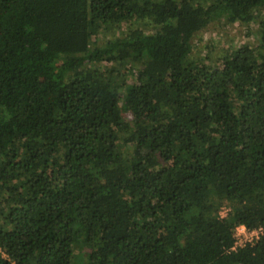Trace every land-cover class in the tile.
Masks as SVG:
<instances>
[{
    "label": "trees",
    "instance_id": "16d2710c",
    "mask_svg": "<svg viewBox=\"0 0 264 264\" xmlns=\"http://www.w3.org/2000/svg\"><path fill=\"white\" fill-rule=\"evenodd\" d=\"M255 12L254 45L189 58ZM238 223H264V0H0V264H264Z\"/></svg>",
    "mask_w": 264,
    "mask_h": 264
},
{
    "label": "rangeland",
    "instance_id": "374dc122",
    "mask_svg": "<svg viewBox=\"0 0 264 264\" xmlns=\"http://www.w3.org/2000/svg\"><path fill=\"white\" fill-rule=\"evenodd\" d=\"M258 12H255L254 19L247 23L239 20L229 21L215 19L209 22L205 27L194 32L191 37L192 48L189 53V58L197 59L204 55H209L213 59L214 55L224 53L228 46H236L241 42H249L254 45L257 41L258 34ZM140 24V21H137ZM127 24L122 25L121 28H113L111 30H103L102 36L98 38L96 44L103 45L107 37L114 35H122L123 31L127 29ZM145 30V25H142ZM127 64V63H126ZM125 71V67H121ZM224 206H228L224 204Z\"/></svg>",
    "mask_w": 264,
    "mask_h": 264
},
{
    "label": "built area",
    "instance_id": "2783aa9c",
    "mask_svg": "<svg viewBox=\"0 0 264 264\" xmlns=\"http://www.w3.org/2000/svg\"><path fill=\"white\" fill-rule=\"evenodd\" d=\"M227 210H228V206L222 205L218 209V214L220 216H223L226 214ZM262 233H264V223L257 224L252 227H247L243 223H238L232 228L233 242L230 248L234 249L235 247L240 246L245 242H253Z\"/></svg>",
    "mask_w": 264,
    "mask_h": 264
}]
</instances>
